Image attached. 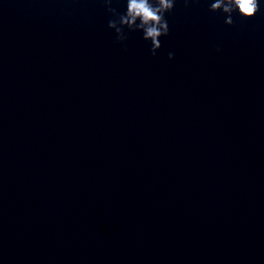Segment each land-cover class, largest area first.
I'll use <instances>...</instances> for the list:
<instances>
[{
	"label": "water",
	"instance_id": "95a60500",
	"mask_svg": "<svg viewBox=\"0 0 264 264\" xmlns=\"http://www.w3.org/2000/svg\"><path fill=\"white\" fill-rule=\"evenodd\" d=\"M110 18L0 0V264H264V6Z\"/></svg>",
	"mask_w": 264,
	"mask_h": 264
},
{
	"label": "clouds",
	"instance_id": "9594fccd",
	"mask_svg": "<svg viewBox=\"0 0 264 264\" xmlns=\"http://www.w3.org/2000/svg\"><path fill=\"white\" fill-rule=\"evenodd\" d=\"M178 0H102L111 14L108 27L116 33V41L123 44L127 40L125 29L142 33V38L150 43V52L155 56L162 46L161 37L170 32L167 14L176 6ZM185 7L199 3V0H182ZM212 12H219L224 23L232 25L234 15L251 18L264 6V0H206ZM123 7V11L119 8ZM217 52L220 44L215 45ZM168 58L174 52H168Z\"/></svg>",
	"mask_w": 264,
	"mask_h": 264
}]
</instances>
